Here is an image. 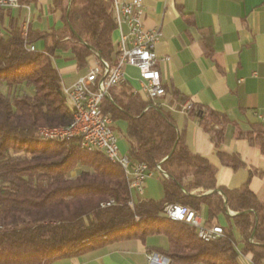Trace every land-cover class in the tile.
<instances>
[{
  "label": "trees",
  "instance_id": "trees-1",
  "mask_svg": "<svg viewBox=\"0 0 264 264\" xmlns=\"http://www.w3.org/2000/svg\"><path fill=\"white\" fill-rule=\"evenodd\" d=\"M53 5L63 13V27L43 34L16 29L0 40V264H52L155 235L166 236L168 247H149L148 252L166 257L168 264H241L240 256L248 254L252 264H264V199L250 189V180L240 188L219 186L217 167L189 149L171 114L133 96L126 84L112 88L102 108L114 122L127 123L132 166L146 163L151 171L160 166L168 175L158 173L160 200L135 198L130 176L103 153L87 152L77 140L40 137L42 127L73 123L56 52H70L79 68L92 56L111 63L118 56L112 0H53ZM39 40L45 49L31 51ZM189 112L211 136L221 164L241 168L237 154L221 151L226 127L234 122L202 106ZM236 136L264 152L262 122L236 128ZM167 204L205 207L207 226L224 216L226 225L219 224L224 235L201 240L195 228L164 214Z\"/></svg>",
  "mask_w": 264,
  "mask_h": 264
},
{
  "label": "crops",
  "instance_id": "crops-1",
  "mask_svg": "<svg viewBox=\"0 0 264 264\" xmlns=\"http://www.w3.org/2000/svg\"><path fill=\"white\" fill-rule=\"evenodd\" d=\"M143 3L145 28H160L162 32L155 51L157 69L168 94L154 104L171 114L178 129L185 132L189 149L217 167L219 186L240 188L250 180V189L264 199V152L260 146H252L236 136V128L246 130L253 123L264 124L260 119L264 114V0H143ZM63 17L53 0H22L18 8H0V40L16 29L42 34L59 29L64 25ZM118 37L116 30L115 47ZM32 46L44 50L45 41L39 40ZM54 62L62 86L71 87L95 65L96 57L92 56L86 67L79 68L70 52L57 51ZM126 75L124 84L131 94L148 101L136 94L140 87L138 70L126 67ZM68 78L70 81L64 83ZM198 106L224 114L234 122L226 127L221 151L240 157L244 165L238 170L221 164L211 136L189 112L191 107ZM114 127L127 145V152L122 155L128 156L124 134L127 123L117 121ZM154 175L146 180L148 186L143 196L135 193V198L153 199L150 197L154 196L155 188L148 182ZM199 212L206 221V208ZM214 224L226 225L225 217L220 216ZM159 236H163L162 242L156 241ZM236 238L241 241L238 233ZM149 247L167 248L168 239L155 235L147 237L145 242L123 240L52 264H159L151 263L150 257L157 254L162 261L163 256L155 251L149 253ZM240 263L252 264V255H241Z\"/></svg>",
  "mask_w": 264,
  "mask_h": 264
},
{
  "label": "built area",
  "instance_id": "built-area-1",
  "mask_svg": "<svg viewBox=\"0 0 264 264\" xmlns=\"http://www.w3.org/2000/svg\"><path fill=\"white\" fill-rule=\"evenodd\" d=\"M20 6L19 0H0V8L15 9ZM112 10L117 24L119 37L116 42L118 53L115 63L99 60L73 86L64 87L75 97L79 106L76 114V130L68 134H60L47 129H39L40 137H59L65 141L77 140L80 146H98L111 162L121 165L126 175L131 176L130 190L143 195L146 180L155 173H162L160 166L151 171L146 163L132 166L127 155L120 153L119 135L110 115L103 111V101L110 97L111 89L124 84L127 79L126 67L136 68L140 75V87L136 94L148 101L155 102L168 94L162 83L160 71L157 69L156 45L162 37L160 28L146 29L143 21L145 6L143 0H112ZM35 51V47H30ZM264 121V114L260 115ZM110 205V203L108 204ZM133 206V201H130ZM164 214L172 219L184 222L196 229L198 238L205 242L215 241L224 235L219 224L207 226L200 212L181 204H167ZM151 256L150 261H156Z\"/></svg>",
  "mask_w": 264,
  "mask_h": 264
},
{
  "label": "rangeland",
  "instance_id": "rangeland-1",
  "mask_svg": "<svg viewBox=\"0 0 264 264\" xmlns=\"http://www.w3.org/2000/svg\"><path fill=\"white\" fill-rule=\"evenodd\" d=\"M64 81V83H66V82H69L70 81V78H68V79H65V80H63ZM72 124V123H71ZM70 126V125H69ZM68 127V126H67ZM43 128V127H42ZM55 128V127H54ZM119 139H120V143H119V147H120V153L121 154H125L126 152H127V145H126V142H125V139H124V137L121 135L120 137H119ZM77 171H78V169L76 170V171H74L73 173H71V177H75L76 175H77ZM148 183H151L152 185H153V187L155 188L153 191H154V196H155V198H154V196L152 195L151 197H150V195L149 194H146L145 196H147V197H150V198H153V199H161L162 197H163V187H162V183H161V180H160V178H159V176L156 174V175H154V179H152V180H150ZM147 186H148V184L146 185V182H145V184H144V193L146 192V189H147ZM143 195H141V197H142ZM158 201V200H157ZM109 203H107V204H103V206H105V205H107V206H109L108 205ZM111 204V203H110ZM129 205H130V202H129ZM131 206V205H130ZM131 207H134V203H133V206H131ZM231 214V213H230ZM204 217V216H203ZM158 239H156V241L157 242H162V238H163V236H159V237H157ZM152 256H156L155 257V259H156V261H151V263H159V264H163V263H168L169 262V260L166 258V257H162L163 258V260L162 261H159V257H158V255L157 254H154V255H152Z\"/></svg>",
  "mask_w": 264,
  "mask_h": 264
},
{
  "label": "bare ground",
  "instance_id": "bare-ground-1",
  "mask_svg": "<svg viewBox=\"0 0 264 264\" xmlns=\"http://www.w3.org/2000/svg\"><path fill=\"white\" fill-rule=\"evenodd\" d=\"M64 92H65V95H66V99L68 101V104L70 105L71 110L73 112V123H72L71 127H68V128H53V129L42 128V129H47V131H55V132H58L60 134H68V133H71V132H73V131L76 130V123H75V121H76V114H79V106L76 105L75 97L74 96H71L68 93V90L67 89H64ZM41 138H43L45 140H57V141H61V142L64 141V138H59V137H47V138L41 137ZM81 148L83 150L87 151V152H101V153H103L105 155L104 151L101 150V149H99L98 146H90V147L89 146H81ZM112 163H115L116 164V162H112ZM130 178H131V176H130ZM167 217L169 219H171V220H174V219L171 218V216H167Z\"/></svg>",
  "mask_w": 264,
  "mask_h": 264
}]
</instances>
